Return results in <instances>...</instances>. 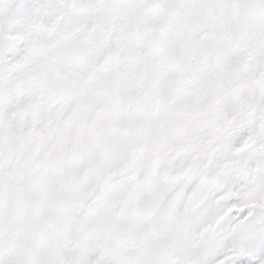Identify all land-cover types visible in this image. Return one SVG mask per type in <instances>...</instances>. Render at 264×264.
<instances>
[{
  "label": "snow or ice",
  "instance_id": "1",
  "mask_svg": "<svg viewBox=\"0 0 264 264\" xmlns=\"http://www.w3.org/2000/svg\"><path fill=\"white\" fill-rule=\"evenodd\" d=\"M0 264H264V0H0Z\"/></svg>",
  "mask_w": 264,
  "mask_h": 264
}]
</instances>
